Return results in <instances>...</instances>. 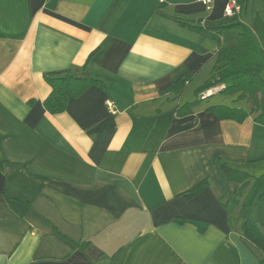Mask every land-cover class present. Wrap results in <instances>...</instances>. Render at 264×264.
Listing matches in <instances>:
<instances>
[{"label": "crops", "instance_id": "1", "mask_svg": "<svg viewBox=\"0 0 264 264\" xmlns=\"http://www.w3.org/2000/svg\"><path fill=\"white\" fill-rule=\"evenodd\" d=\"M225 2L0 0V158L16 165L0 168V264H258L228 217L264 238V205H223L238 184L217 159L263 170L264 125L207 112L247 108L222 86L178 113L212 71L216 36L238 43L237 29L219 31ZM237 2L235 22L264 21V0ZM83 66L108 91L47 112L43 73Z\"/></svg>", "mask_w": 264, "mask_h": 264}, {"label": "trees", "instance_id": "2", "mask_svg": "<svg viewBox=\"0 0 264 264\" xmlns=\"http://www.w3.org/2000/svg\"><path fill=\"white\" fill-rule=\"evenodd\" d=\"M228 22H222L220 30L235 28L238 31V43L235 46L225 48L220 44V37L216 36L217 49L215 51V62L212 71L194 91L197 100L184 103L179 109V114L189 112L192 106L200 100V93L213 87L222 86L220 94L235 95V101L244 100L247 108L214 104L207 107V112L212 113L218 119H231L237 122L251 116L252 119L264 125V21L255 16L251 22V29L241 23L235 22V17ZM45 82L49 85L50 91L43 100V106L50 114L63 112L70 98H75L86 91L90 86H97L107 90V86L98 77L89 72L85 66L69 68L43 73ZM191 78L187 75L174 82L165 92L179 93L186 82ZM108 91V90H107ZM32 100H29L31 103ZM217 163L226 178L238 184L231 201H223V205H240L247 207L255 199L264 205V172L254 176L225 159L218 158ZM14 163L0 158L1 169H13ZM7 170L5 173L8 172ZM209 185L207 178L196 183L187 192L188 196H194ZM222 200V198L220 197ZM230 227L239 223V230L243 242L255 250L264 254V238L257 235L249 226L248 221L228 217ZM62 236V235H61ZM64 237V236H63ZM88 241L80 244L84 249ZM92 264H112L92 263ZM258 264H264V257L258 258Z\"/></svg>", "mask_w": 264, "mask_h": 264}, {"label": "built area", "instance_id": "3", "mask_svg": "<svg viewBox=\"0 0 264 264\" xmlns=\"http://www.w3.org/2000/svg\"><path fill=\"white\" fill-rule=\"evenodd\" d=\"M199 1L204 3L207 8H209L213 2V0H199ZM239 9L240 7L238 5L237 0H226L223 14L226 16H231L237 13Z\"/></svg>", "mask_w": 264, "mask_h": 264}, {"label": "rangeland", "instance_id": "4", "mask_svg": "<svg viewBox=\"0 0 264 264\" xmlns=\"http://www.w3.org/2000/svg\"><path fill=\"white\" fill-rule=\"evenodd\" d=\"M230 33H236V31H234V30H232V32H230ZM263 77H264V71H263V75H262ZM198 84V83H197ZM186 94L188 93V99H191L192 98V94L190 93V95H189V92H185ZM185 97H187V95H184ZM188 99H186V100H188ZM223 100H225L226 102H230V100H229V98H228V96H223V98H222ZM244 103V102H243ZM256 172L253 174L254 176H259L260 174H262L263 172H264V169L263 170H259V169H256L255 170Z\"/></svg>", "mask_w": 264, "mask_h": 264}]
</instances>
